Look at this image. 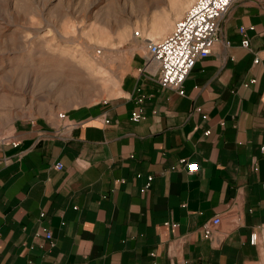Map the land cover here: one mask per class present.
I'll use <instances>...</instances> for the list:
<instances>
[{
	"label": "crops",
	"instance_id": "crops-1",
	"mask_svg": "<svg viewBox=\"0 0 264 264\" xmlns=\"http://www.w3.org/2000/svg\"><path fill=\"white\" fill-rule=\"evenodd\" d=\"M219 39L183 96L134 53L114 96L65 112L70 131L56 134V113L15 123L0 145V264H264L249 244L264 220V0L235 4ZM215 216L219 245L200 232Z\"/></svg>",
	"mask_w": 264,
	"mask_h": 264
},
{
	"label": "rangeland",
	"instance_id": "rangeland-1",
	"mask_svg": "<svg viewBox=\"0 0 264 264\" xmlns=\"http://www.w3.org/2000/svg\"><path fill=\"white\" fill-rule=\"evenodd\" d=\"M193 1L0 0V145L18 121L114 96L144 39H163Z\"/></svg>",
	"mask_w": 264,
	"mask_h": 264
},
{
	"label": "built area",
	"instance_id": "built-area-1",
	"mask_svg": "<svg viewBox=\"0 0 264 264\" xmlns=\"http://www.w3.org/2000/svg\"><path fill=\"white\" fill-rule=\"evenodd\" d=\"M240 1L242 0H194L169 34L158 41H146L143 67L138 71L145 72L155 68L156 82L159 87L183 96L184 83L188 75L199 61L211 55L215 44L220 41L219 33L223 21L229 15L232 7ZM239 32L244 37L240 43L241 47L250 51L246 29L241 27ZM133 36L137 40H142L139 31H135ZM229 46L230 43L224 41V47L229 48ZM259 62L260 58L255 55L253 65H257ZM56 116L60 121V125L56 129L57 135L66 133L73 128L74 125L67 121L65 113L59 112ZM140 119L141 114H132L133 122L137 123ZM205 135H209V131H206ZM260 151L264 153V146L260 148ZM54 169L60 171L63 169V165L57 163ZM196 170V164L187 165L188 173H193ZM151 181L152 177H147L144 189L150 186ZM262 187L264 189V184ZM221 222V218L215 216L202 225L200 227L202 237L212 244L219 245L223 239L219 233ZM166 225L171 228L177 227L176 224L166 223ZM45 238L50 240V233H46ZM184 239L182 237L178 241ZM249 244L259 247L264 253V220L257 230L250 233Z\"/></svg>",
	"mask_w": 264,
	"mask_h": 264
},
{
	"label": "bare ground",
	"instance_id": "bare-ground-1",
	"mask_svg": "<svg viewBox=\"0 0 264 264\" xmlns=\"http://www.w3.org/2000/svg\"><path fill=\"white\" fill-rule=\"evenodd\" d=\"M142 40H143V38H142ZM145 41H147V39H144ZM91 49V48H90ZM92 50V49H91Z\"/></svg>",
	"mask_w": 264,
	"mask_h": 264
}]
</instances>
